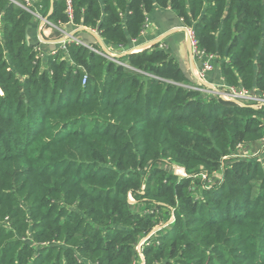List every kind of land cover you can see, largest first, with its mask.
<instances>
[{
  "label": "trees",
  "instance_id": "1",
  "mask_svg": "<svg viewBox=\"0 0 264 264\" xmlns=\"http://www.w3.org/2000/svg\"><path fill=\"white\" fill-rule=\"evenodd\" d=\"M39 2L52 24L124 49L167 9L226 84L264 93V0H71V19L65 0ZM34 22L0 0V264H133L171 216L144 264H264V146L237 153L261 142L264 108L182 87L158 45L120 56L125 68L33 41Z\"/></svg>",
  "mask_w": 264,
  "mask_h": 264
},
{
  "label": "crops",
  "instance_id": "2",
  "mask_svg": "<svg viewBox=\"0 0 264 264\" xmlns=\"http://www.w3.org/2000/svg\"><path fill=\"white\" fill-rule=\"evenodd\" d=\"M51 2L52 0H50L48 13L52 10ZM37 12L39 13L38 10ZM45 17L47 18V16ZM180 26L179 20L167 9L157 10L149 16L147 27H145L135 46H137V49H144L158 45L159 48L165 49L174 63L180 67L185 78L189 82L196 81V71L200 66V61L191 54L188 41ZM66 33H71L84 43L96 45L101 49L105 44L99 34L93 29L65 24L56 26L51 23L49 25L38 18H35V22L30 27L28 34L33 41L42 40L50 45H59ZM205 83L219 89L223 87L222 84L225 82L220 73L219 65L207 74ZM260 145L261 142L257 141L242 144L238 146L237 153L239 155L248 156L247 154H249L253 156L257 151L261 150L259 148Z\"/></svg>",
  "mask_w": 264,
  "mask_h": 264
},
{
  "label": "built area",
  "instance_id": "3",
  "mask_svg": "<svg viewBox=\"0 0 264 264\" xmlns=\"http://www.w3.org/2000/svg\"><path fill=\"white\" fill-rule=\"evenodd\" d=\"M8 1L17 7H20L22 9L30 12L35 18H38L41 21H43L44 23L51 25V23L48 21V19L45 16L40 15L37 12V10H35V8L33 7V2H35V0H8ZM65 2L67 5L68 17H69V19H71L72 18L71 0H65ZM148 19H149V17L146 20V24L144 26V29H145V27H147ZM179 23H180V21H179ZM80 27H84V26H80ZM180 27L184 31V35L188 41V45H189L191 54L196 59H198L200 61V66L196 71V78H197L196 81H190L188 84H179V85H181L182 87H184L188 90L198 92L201 96H203L207 100L223 99L226 101H230L233 103H239L243 106H248V107L255 108V109L256 108H264V93H256V92L249 90V89H246L242 86L229 85V84H225V83L222 84L223 87L221 89L215 88L213 85L206 84L205 79L207 77V74L209 72H211L214 69V67L219 65L220 61L218 60V57L215 53L206 52L205 50L201 49L198 46L197 38H196L195 33H194L191 26H184L181 24ZM144 29L142 31V34L144 32ZM96 33L98 34L97 31H96ZM69 41H72L76 44H80V45L86 47L87 49H89V50H91V51H93V52H95L101 56H104V57L110 59L111 61H114V62L122 65L125 68H130V67L126 63L120 62L118 60V58L125 53L137 52V51L141 50V49H137V46H135L136 40H132L131 46L127 49H124L122 47L114 48L112 46L107 45L106 43L104 44V47L102 49L101 48L97 49L91 44L84 43L78 37L72 35L71 33L65 34L64 38L62 39V41L59 44V48H61L62 50H65V43L69 42ZM38 42L40 44H48L47 42L42 41V40H40ZM34 48L36 50L40 49V47L38 45H36ZM54 52H55V50H51L49 53L53 54ZM224 61H228V58H225ZM83 73H84V75L82 78V83H84L85 79H86L85 72H83ZM261 146H264V137L261 138ZM171 219L166 221V223L163 224V226L166 227L167 225L172 223V221H173L172 216H171ZM158 230H159V226L152 229L149 233H147L139 241V243L137 245L139 260L135 261L133 264H144V258H143V255L141 253V248L144 244L148 243L150 237Z\"/></svg>",
  "mask_w": 264,
  "mask_h": 264
},
{
  "label": "rangeland",
  "instance_id": "4",
  "mask_svg": "<svg viewBox=\"0 0 264 264\" xmlns=\"http://www.w3.org/2000/svg\"><path fill=\"white\" fill-rule=\"evenodd\" d=\"M35 4H36V3L34 2L33 5H35ZM41 4H42V2H39V3H37V4L35 5V8H36L39 12L42 11V10H43V7H44V6H42ZM53 32H54V31H53ZM53 32H51V33H53ZM51 33H50V34H51ZM258 156H259V154H258ZM173 171H175V170H173ZM175 173H177V174L179 173L180 175L182 174V172H180V171H178V170H176ZM254 193H255V189L253 190V195H254ZM131 199H132V197L129 195V200H131ZM132 202H133V200H132ZM169 219H171V217H170ZM171 220H172V219H171ZM163 224H165V223H163ZM163 224L159 226V229H161V231H163V229H164Z\"/></svg>",
  "mask_w": 264,
  "mask_h": 264
}]
</instances>
